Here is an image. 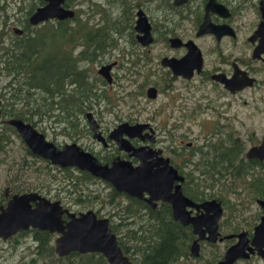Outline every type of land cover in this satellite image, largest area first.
<instances>
[{
	"label": "flooded vegetation",
	"instance_id": "1",
	"mask_svg": "<svg viewBox=\"0 0 264 264\" xmlns=\"http://www.w3.org/2000/svg\"><path fill=\"white\" fill-rule=\"evenodd\" d=\"M45 3L0 15V214L27 194L76 215L92 210L107 218L128 264H215L242 233L252 247L264 216V155L256 151L264 144V0H64L73 17L32 25ZM42 46L50 75L37 81L26 64ZM11 120L58 150L73 146L108 168L122 163L132 180L129 168L169 169L171 200L148 202L146 190L130 195L91 173L86 187L85 170L35 153ZM12 145L20 154L5 158ZM84 188L91 203L70 199L71 191L87 197ZM156 231L159 251L138 256L133 238ZM59 235L29 226L0 237V251L32 255L17 264H69L81 253L58 256ZM247 252L234 264L264 260Z\"/></svg>",
	"mask_w": 264,
	"mask_h": 264
},
{
	"label": "water",
	"instance_id": "2",
	"mask_svg": "<svg viewBox=\"0 0 264 264\" xmlns=\"http://www.w3.org/2000/svg\"><path fill=\"white\" fill-rule=\"evenodd\" d=\"M44 1L46 3L38 7L29 16V22L32 25L50 18L64 19L74 16L72 9H65L61 6L64 0ZM11 123L19 129L20 126L24 125L18 120H11ZM24 126L21 129L22 132L24 131L25 139L31 149L51 162L61 166L75 165L93 176L103 177L110 181L117 190L125 191L130 195L141 196L142 191L146 190L149 194V198L146 199L148 202L153 199L171 200L167 193V187L172 182V174L169 169H162L161 171L151 167L129 168L134 175V180H132L130 176L126 177L122 163H116L113 167L108 168L102 166L89 153L77 151L75 155V152L72 151L73 146H66L63 150H58L53 144L45 141L43 136L35 130L29 128L26 131ZM256 151L261 154L260 156L264 155V144ZM141 171L143 174L140 173ZM179 178L182 179L180 176ZM175 194H182L180 185L176 186ZM182 199L186 200L185 197ZM33 200H37V205L31 208L30 201ZM262 204L264 206V202ZM63 213L69 217V221L65 225L62 224L61 219ZM29 226L60 234L56 239L55 246V252L58 256H66L74 251L81 254L100 253L106 258L108 264L129 263L118 244L116 235L110 228L107 218H97L92 210L76 215L67 209H63L58 201L51 202L35 194L22 195L11 201L7 211L0 214V237L6 238L17 230L26 229ZM215 236L216 234L211 239L214 240ZM239 236L240 241L230 246L224 255V259L215 264H234L239 257L248 258L249 252L247 250L253 253L257 252L264 258V216L254 232L252 247L248 246L246 234L242 233Z\"/></svg>",
	"mask_w": 264,
	"mask_h": 264
},
{
	"label": "trees",
	"instance_id": "3",
	"mask_svg": "<svg viewBox=\"0 0 264 264\" xmlns=\"http://www.w3.org/2000/svg\"><path fill=\"white\" fill-rule=\"evenodd\" d=\"M25 1H30V0H21V2H25ZM41 0H37V3L34 2H30L28 4V13L32 12V9L34 8V6H36L38 4V2H40ZM0 9L2 11H4V6L0 5ZM43 51L42 50H38L39 52H41L44 56L41 57L38 54L34 55V58L32 61L28 62L26 65L33 67V70L36 72V80L37 81H46L49 78L50 75V69L47 65V60H48V56L44 53L45 50V46H42ZM33 48L29 47L28 49H26L24 52L27 53V55H29V52H33ZM10 58V56L7 57V60ZM14 60H18V61H22L23 58L21 56H14L13 57ZM11 65H15L13 63H10ZM27 73L32 75L33 71L32 69H28ZM93 176L87 172L84 171V174L82 176V181L85 184L86 187H88V184L93 183ZM84 193H86L85 198H83V194L79 193V194H73L72 191L70 192L69 197L71 200L75 201L76 203H83L88 204L91 203V201L93 200L92 198V194L91 191H88L87 188H84ZM134 244L133 247L135 249L138 256H142V257H148L151 253H156L159 251L160 247L162 246L163 240H164V236L162 235V233L160 232H150L148 233L147 237H134ZM146 245V246H145ZM174 247H179L180 245L176 242L173 243ZM148 249V251H146ZM160 254V252L158 253ZM76 257L70 255L68 256V263L69 264H107L105 261V258L103 257V255H101L100 253H85V254H75ZM161 255L163 257H166L168 255V252H164L161 253ZM67 258V257H66ZM80 259V260H79ZM54 264H63L61 262H55Z\"/></svg>",
	"mask_w": 264,
	"mask_h": 264
},
{
	"label": "rangeland",
	"instance_id": "4",
	"mask_svg": "<svg viewBox=\"0 0 264 264\" xmlns=\"http://www.w3.org/2000/svg\"><path fill=\"white\" fill-rule=\"evenodd\" d=\"M6 1V3H9V9H6L4 11H9V12H13L14 14V10H22L23 6L25 9H28V4L30 2H35L36 0H30V1H25V2H21V0H15V2L12 3V0H0L1 4L3 5V3ZM4 11H0V15H4L2 13H4ZM13 19V17H12ZM259 94H257L258 96ZM258 120V128L261 129L263 127V118L262 116H259ZM13 148H15V145H12V150L8 151L5 154V158H13L15 155H19L20 152L19 151H13ZM5 164L0 165V177L5 175ZM0 246H3L2 243H0ZM23 256H27V259L29 260L31 258V254H29V252H27V250L23 249V248H18L17 249V255L15 257H10L8 254V251H0V264H17L18 262H20L23 259ZM205 258L204 260L201 262V264H204L205 262ZM38 264H46L44 261H39ZM245 264H264V260L260 261L257 259H254L250 262H247Z\"/></svg>",
	"mask_w": 264,
	"mask_h": 264
},
{
	"label": "bare ground",
	"instance_id": "5",
	"mask_svg": "<svg viewBox=\"0 0 264 264\" xmlns=\"http://www.w3.org/2000/svg\"><path fill=\"white\" fill-rule=\"evenodd\" d=\"M76 16V15H75Z\"/></svg>",
	"mask_w": 264,
	"mask_h": 264
}]
</instances>
